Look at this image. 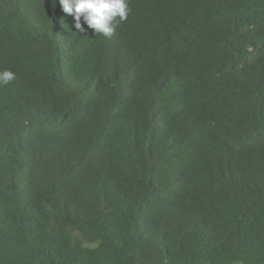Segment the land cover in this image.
Returning <instances> with one entry per match:
<instances>
[{"label":"trees","instance_id":"16d2710c","mask_svg":"<svg viewBox=\"0 0 264 264\" xmlns=\"http://www.w3.org/2000/svg\"><path fill=\"white\" fill-rule=\"evenodd\" d=\"M128 5L0 0V264H264V0Z\"/></svg>","mask_w":264,"mask_h":264},{"label":"clouds","instance_id":"9594fccd","mask_svg":"<svg viewBox=\"0 0 264 264\" xmlns=\"http://www.w3.org/2000/svg\"><path fill=\"white\" fill-rule=\"evenodd\" d=\"M62 10L73 15L75 28L81 32L83 22L97 34L111 37L117 25L127 20L130 8L128 0H59ZM16 79L10 69L0 70V86Z\"/></svg>","mask_w":264,"mask_h":264}]
</instances>
